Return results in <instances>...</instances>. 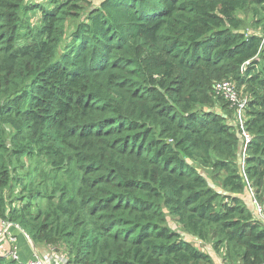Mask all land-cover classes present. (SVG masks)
Segmentation results:
<instances>
[{"label": "trees", "instance_id": "trees-1", "mask_svg": "<svg viewBox=\"0 0 264 264\" xmlns=\"http://www.w3.org/2000/svg\"><path fill=\"white\" fill-rule=\"evenodd\" d=\"M23 158L41 182L18 208ZM251 192L264 206V0H0V223L65 264H215L198 241L264 264Z\"/></svg>", "mask_w": 264, "mask_h": 264}, {"label": "rangeland", "instance_id": "rangeland-1", "mask_svg": "<svg viewBox=\"0 0 264 264\" xmlns=\"http://www.w3.org/2000/svg\"><path fill=\"white\" fill-rule=\"evenodd\" d=\"M90 1L92 6H95L98 2V0H87ZM28 2H39L40 4L47 2V0H28ZM30 16V15H28ZM38 16V12H34V14H31V20H30V24L36 26V24L39 22V19H37ZM240 18H244L246 23L249 24L250 20H251V16L250 15H244V14H239ZM250 31V30H249ZM240 96L242 98H245L243 96V94H240ZM232 123L234 125V127L236 128V131H238V127H237V123L235 122V119H232ZM22 163H23V167L22 168H18L17 170V174L19 175V177L22 179V181L20 182V185H16L14 188V192L10 194V200H14V203L12 204L14 207H18L20 208L22 206L23 203H25L26 198L22 201V200H18L19 199H23V197H26L27 195V191H22V187L23 185H27L28 183H32V185L38 186V183L41 182V179L37 176V174H33L31 171L32 169L38 165L37 160H35L34 158H23L22 159ZM44 162H42V166H44ZM200 173H202L204 175V177L208 180V182L211 184V186L215 189V190H219V188L216 186V184H213L212 181L209 179V173L207 170H199ZM66 177H68V175H66ZM71 179V177H69ZM63 183L66 181L65 177L62 178ZM69 187H71V184L69 185ZM33 188V187H31ZM30 188V189H31ZM42 188H46L47 189V193H51L52 189H53V185L51 181H46L44 183V185H42ZM48 199H39L34 201V206L31 208V212L33 214L37 213L38 211L40 212V220L43 217V213L46 210V207L48 205ZM51 202V200H50ZM262 205V204H260ZM253 214H255V211L253 209ZM10 224V223H9ZM173 226L174 229L179 230V227L177 225H174L173 223L171 224ZM11 227H17L14 224H10ZM23 231V230H22ZM23 233L26 235V237L28 238V241H30L29 236L23 231ZM6 244V248H5V254H7L13 247H16L17 244V238L16 236L11 232V230L9 229L6 233V240L4 245ZM34 244V243H33ZM3 245V246H4ZM35 245V244H34ZM38 245L40 248L44 247V251L41 252L40 251V256H42L43 254H46L49 259L51 260V258L53 260L57 259L55 258L56 256H60L61 259L65 256V252H66V247L64 244L59 243L58 245H54V246H49V245H42V244H36ZM196 247H198L202 252H205L207 254H210L213 256V260L215 264H224L223 260H222V252H217L214 251L213 245L211 242L208 243H203V242H196ZM39 255V254H38ZM7 259V258H6ZM52 260V262H53ZM51 264H55L52 263Z\"/></svg>", "mask_w": 264, "mask_h": 264}, {"label": "built area", "instance_id": "built-area-1", "mask_svg": "<svg viewBox=\"0 0 264 264\" xmlns=\"http://www.w3.org/2000/svg\"><path fill=\"white\" fill-rule=\"evenodd\" d=\"M214 92L217 96L224 99L229 106L234 110V118L237 123L239 137L241 139L243 147L249 142V135L244 131L243 123L245 121L244 111L246 106V98H242L237 91L233 82L229 80L218 81L214 84ZM252 203L254 206L255 215L258 219L264 223V206L254 198L253 193L251 192ZM11 228L8 222L0 223V248L4 245L6 240V233ZM8 260L15 261L18 264H51V260L46 254L42 256L38 255L33 251L32 258L26 263H21L16 247H13L5 256ZM53 263V262H52ZM66 263V262H65Z\"/></svg>", "mask_w": 264, "mask_h": 264}, {"label": "crops", "instance_id": "crops-1", "mask_svg": "<svg viewBox=\"0 0 264 264\" xmlns=\"http://www.w3.org/2000/svg\"><path fill=\"white\" fill-rule=\"evenodd\" d=\"M10 230L17 238L16 246H17V251H18V255H19L21 263H26L30 261V259L32 258L31 256H32L33 251L39 255L41 254L40 251L41 252L44 251L45 246H43V248H40L38 245L36 244L34 245L31 240L28 241V238L26 237V235L23 233V231L18 226L11 227ZM37 244H42V243H37ZM5 248H6V244L0 248L1 255L5 256ZM55 258H57L53 260V263L55 264H65L66 262L65 256L62 259L60 256H56Z\"/></svg>", "mask_w": 264, "mask_h": 264}, {"label": "water", "instance_id": "water-1", "mask_svg": "<svg viewBox=\"0 0 264 264\" xmlns=\"http://www.w3.org/2000/svg\"><path fill=\"white\" fill-rule=\"evenodd\" d=\"M241 142V141H240ZM242 142L240 143L239 147H241ZM238 156H241V152H238Z\"/></svg>", "mask_w": 264, "mask_h": 264}]
</instances>
